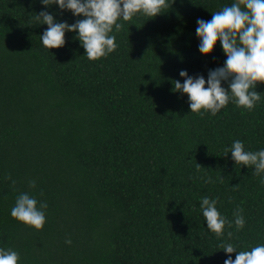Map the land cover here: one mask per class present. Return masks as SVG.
<instances>
[{"label": "trees", "instance_id": "obj_1", "mask_svg": "<svg viewBox=\"0 0 264 264\" xmlns=\"http://www.w3.org/2000/svg\"><path fill=\"white\" fill-rule=\"evenodd\" d=\"M168 2L153 19L123 22L116 50L90 61L75 33L42 46L40 0H0V246L20 264H223L221 243H264V183L224 156L235 139L264 148V84L254 109L229 103L215 116L191 113L172 91L181 70L207 78L223 65L219 43L198 52L196 20L233 0ZM20 192L46 201L43 229L11 217ZM203 196L229 221L243 209L244 227L207 230Z\"/></svg>", "mask_w": 264, "mask_h": 264}, {"label": "clouds", "instance_id": "obj_2", "mask_svg": "<svg viewBox=\"0 0 264 264\" xmlns=\"http://www.w3.org/2000/svg\"><path fill=\"white\" fill-rule=\"evenodd\" d=\"M40 3L43 9L35 13V21L38 25H47L39 36L42 46L48 50L61 48L66 43V33H75L74 39L84 49L83 56L90 61L116 50L115 33L120 32L123 22L137 15L153 19L169 7L168 0H40ZM53 6L58 11H49ZM64 12H70L75 21L69 24L58 20L57 16ZM211 14L210 20H196L198 52L206 57L219 43L226 56L223 65L208 69L207 78L203 74L191 76L187 70H181L179 76L183 83L173 80L172 91L186 95L190 112L195 114L215 116L229 103L252 110L261 100V93L256 89L264 84V0H233ZM228 153L235 166L248 167L264 183V148L247 150L242 140L235 139L225 149L224 156ZM197 166L200 167L198 163ZM6 179L11 181L14 189L16 181L10 175ZM28 185L32 189L37 186L34 179L29 180ZM217 204L216 198L203 196L200 199V212L207 230L219 237L224 234L226 225L231 228L234 224L237 231L244 227L243 209L233 212L234 220L229 221ZM47 207L46 201L20 192L10 215L18 222L41 230L46 223ZM232 235V232L227 233L229 240ZM65 243L70 245L71 240L66 239ZM219 247L227 255L223 264H264V243L240 251L231 242L221 243ZM232 253H236L235 259L230 255ZM0 264H20L19 252L0 246Z\"/></svg>", "mask_w": 264, "mask_h": 264}]
</instances>
